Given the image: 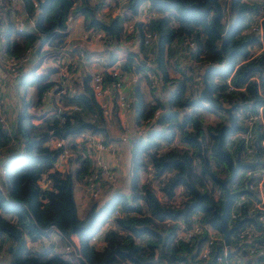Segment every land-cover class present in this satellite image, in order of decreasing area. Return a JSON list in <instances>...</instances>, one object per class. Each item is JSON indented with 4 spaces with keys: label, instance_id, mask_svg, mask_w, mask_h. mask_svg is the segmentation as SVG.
<instances>
[{
    "label": "trees",
    "instance_id": "obj_1",
    "mask_svg": "<svg viewBox=\"0 0 264 264\" xmlns=\"http://www.w3.org/2000/svg\"><path fill=\"white\" fill-rule=\"evenodd\" d=\"M143 2H147L142 7L149 15L144 21L134 20V33L132 36H124L126 39L136 36L140 42L136 50L126 52L118 68L122 75L125 72L151 69L160 84L168 86L171 91L166 93V102L153 96L146 106L137 88L133 89V95H129L133 99L130 107L136 112L135 122L150 120L147 129L153 128L158 109H169V112L158 116L159 127L145 133L146 129L129 138L131 153L128 190L113 193L101 205L90 204L84 215L79 217L76 214L72 187L74 181L84 183L85 177L90 175L86 161L77 156L68 158L69 161L80 162L81 166L74 172L52 168L61 148L51 146V138H65L81 130L103 133V137H106L105 119L86 84L89 74L81 81V90L72 95L74 105L62 111L51 108V118L48 121L34 125H30V120L22 122L23 118H35L23 105L14 119L19 135L14 137L13 146L9 145L10 136L0 123V159L12 157L5 162V176L3 181L0 180V250L1 247L4 250V255L0 253V264H227L226 257L233 254L231 248H237L236 252L240 254V246L256 243H241L235 236L241 227L248 225L254 229H264V223L256 218L259 213L248 210L254 196L248 184L254 177L244 179L242 176L245 169L264 166V149L260 144L264 135L262 125L257 120L254 121L249 129L252 138L248 142H244L242 138L232 140L233 143L227 142V137L235 131H246L243 126L237 124L232 131L224 132L222 149L231 158L236 157L240 163L246 164L237 169L234 180L227 182L232 195L225 224L232 226L239 219L242 221L229 233L228 244H225L220 230L210 220L211 208L208 207L211 206L216 211L222 208L224 190L214 177L224 179L230 173L226 158L216 149L219 126L213 129L207 127L205 136L202 121L195 113L202 99L198 96L199 91L193 95L190 88L191 83L196 86L198 81H194L195 72L190 67H187L186 72L176 62L173 65L170 62L172 50L176 45L182 47L181 52L186 57L198 62V79L201 80V73L207 67V95L215 104L224 101L234 104V111H252L264 101V50L250 56L248 48L258 38L253 32H242L241 29L251 20L249 12L254 10V15L259 11V2L124 0L122 5L134 14ZM104 3L105 0H46L42 7L37 3L38 8L35 10L32 0H21V12L26 16L36 11L32 16L33 24L18 31L10 18L5 20L4 53L15 57L30 48L27 74L17 77L18 73L13 80L19 78L23 86L35 85L37 105L39 95L43 90L52 88L53 81L49 78L51 68L40 72L35 69L43 58L53 57L61 52L65 43L66 18L71 13L79 12L82 15L83 28L102 31L105 37L101 39L102 44L106 39L119 41L122 21L127 20V16L116 14L106 18L99 17L98 11ZM14 14L19 12L15 11ZM260 24L264 35V17ZM145 32L156 34L149 44L142 42ZM186 39L194 43L192 48L187 45ZM152 47L156 54L153 65L146 60ZM202 63L203 66L199 67ZM23 69L24 66L18 71ZM171 72L175 75L171 76ZM102 75L106 86H110L116 79L106 72H102ZM227 75L229 83L234 87L230 90L225 81ZM199 86L196 87L199 89ZM187 125L191 127L190 130L183 129ZM174 129L178 131L179 141L187 147L169 146L159 149L160 141L172 140ZM108 140L105 138L104 141ZM246 147L251 148L252 152L248 153ZM243 154L250 159L247 160ZM146 166L152 169L149 181L138 183L139 173L145 171ZM42 173L46 174L48 188L42 189L37 183ZM237 175L242 178H237ZM151 180L162 193V200L156 196L150 185ZM178 186H181L180 193L184 196L182 206L168 202L176 195ZM240 194L247 199L234 205ZM138 199L145 204L146 212H143ZM117 205L126 214L113 217L114 224L104 232L103 245H93L89 241L90 237L108 220ZM191 212H198L199 221L221 235L213 242L205 259L197 256V249L206 238L203 230L186 239L175 235L174 221L188 223ZM231 212L234 213L233 217H230ZM3 213L9 214V217H5ZM53 231L64 240L65 246L71 243V236L75 237L73 245L76 251L70 250L68 258L42 250H30L25 245V237L33 242ZM224 248H229L228 254L222 256L221 262L216 261L215 257L221 256ZM259 258H264V255L258 256L257 260Z\"/></svg>",
    "mask_w": 264,
    "mask_h": 264
},
{
    "label": "built area",
    "instance_id": "obj_2",
    "mask_svg": "<svg viewBox=\"0 0 264 264\" xmlns=\"http://www.w3.org/2000/svg\"><path fill=\"white\" fill-rule=\"evenodd\" d=\"M34 9L36 10L38 0H32ZM124 0H112L113 5L116 6L118 9L119 6L122 5ZM259 2V11L252 15L251 20L248 22V24L242 26L241 31L242 32H253L257 35L258 41L251 45V49L254 50L258 47V50L256 53H259L260 51L264 50V35L262 32L261 27V20L264 17V0H258ZM106 0V4H107ZM21 0H0V34L3 35L4 32V23L6 18V13L11 14V20L16 26L18 31H22L25 25L31 26L33 24V18L31 16H26L23 12H21ZM138 13L136 15H133L135 18L128 19L122 22V35L120 37V40L123 42L127 40H131L130 38L126 39L124 36L126 34L128 36H132L131 34L134 33V20L140 19V18H146L149 13L145 11V8L139 5L137 8ZM136 10V11H137ZM15 11H18L19 14H14ZM140 19V20H142ZM26 23V24H24ZM80 35L83 39L89 40L90 42H95L97 40L104 39V34L100 30H94L92 28H86L80 31ZM156 34L153 32H145L142 38V42L144 44H149L151 40L155 38ZM105 46H113L115 43L117 44V41L113 42L110 39L104 40ZM187 45L192 48V42L187 41ZM4 40L2 41L1 47H0V67L1 69L7 72L9 76L6 78H9L13 80V78L17 75L18 70L26 64V62L29 59L30 56V48H26L24 51L21 52L19 56H8L3 51ZM63 48H61L60 56L58 57L56 61L57 70L55 72V78H54V85L50 89H45L41 92L39 95V104L41 107L38 108V112L40 111H49L52 108V97L53 96H60L63 93H65L66 85L64 84L66 80V74H65V66L72 70L76 64H78V61H76L72 55H70L68 52L65 54L62 53ZM250 56H253L252 51H248ZM82 51L78 50L77 55L81 59ZM4 56V57H3ZM3 57V58H2ZM96 61L98 58L95 59ZM80 62V60H79ZM102 72H106L110 74L111 76H115V81L110 83V86H106L104 84L103 75ZM121 71L118 67H110V66H104L100 65L97 69H94L90 73L89 78V87L92 93V96L96 103L98 104L102 114H108L111 107L115 106L120 110H127L130 108V97L129 93L126 90L127 87V81L124 80L122 77ZM10 80V81H11ZM1 82V81H0ZM226 82L229 84L228 90L233 89L234 87L229 83V76ZM201 85V80L198 79L196 86ZM107 91L112 92L113 98L112 101L111 98L109 99L107 96ZM262 96L264 98V92L262 93ZM220 99V98H219ZM222 102V101H221ZM3 105V96L0 92V107ZM37 112V114H38ZM263 112H264V101L262 104L254 107L252 111L245 112L244 113V128H246V131L238 132L240 137H235L236 135L231 134L230 138L232 140H235L237 138H242L244 142H248L251 140L252 135L249 131L251 129L254 121L260 122L262 125V129L264 130V118H263ZM247 114V116H245ZM34 115V113H33ZM35 116V115H34ZM3 118L0 116V123L1 126H4L2 124ZM51 146L53 147H59L61 148L60 152L58 153L57 157L52 163V168L60 170L58 167L63 165L65 161H69L68 158H74L79 157L80 159H84L87 163L88 170L90 171V175L88 177H85L84 183H81L82 187L87 190L88 194L91 195V197H95L99 194L98 190L101 189V185L105 183H111L117 176L116 172L117 166L115 164L111 163L107 157V153L111 152L106 150V143L103 139L99 138L98 134L92 133L88 130H81L74 135L67 136L65 138H54L50 141ZM260 144H262L264 149V135L262 136L260 140ZM246 151L248 153L252 152V149L249 147H246ZM78 158V159H79ZM151 168L150 166H146L145 171L147 172L148 176L151 174ZM62 171V170H60ZM65 171V170H64ZM241 173V172H240ZM238 173V175L240 174ZM237 175V176H238ZM242 175L244 179L247 177H254L253 181H250L248 184V188L253 192V197L249 203V212H257L259 213L256 217L259 222L264 223V166H257L254 168L245 169L242 172ZM241 176H238L239 178ZM242 178V177H241ZM37 183L40 188H48V179L46 177L45 173H42L40 175V178L37 180ZM42 185V186H41ZM216 192V191H215ZM215 195V194H214ZM247 198L244 197L243 194L238 195L236 198V202L234 205H239L241 202L246 200ZM198 213V212H197ZM234 213H230V217H233ZM188 223H185L181 220H175L176 223V233L178 236H180L183 239L188 238L190 235L197 234L201 232L202 230L206 234L205 240L199 245L197 249V256L201 259H205L208 255V252L210 250V247L212 246L213 242L220 238V234L215 231L214 229H211L208 225L203 224L199 221V216L196 214V212H191L188 215ZM235 236L238 237L243 242H252L256 241L255 244H247L246 248L243 246H240V248H244L246 250V253L249 257H255L257 258L260 255H264V229H254L251 226H243L241 227L239 232L235 233ZM258 240V241H257ZM72 250V245L67 244ZM226 249V248H224ZM74 250V249H73ZM224 253L222 252L221 256L217 255L215 257V260L218 262H221L222 256ZM256 264H264V258H259L256 261Z\"/></svg>",
    "mask_w": 264,
    "mask_h": 264
},
{
    "label": "rangeland",
    "instance_id": "obj_3",
    "mask_svg": "<svg viewBox=\"0 0 264 264\" xmlns=\"http://www.w3.org/2000/svg\"><path fill=\"white\" fill-rule=\"evenodd\" d=\"M256 1H258V0H250V2H252V3H254V2L256 3ZM107 2L108 3L106 4V0H105V3L100 8V10L109 11L111 9L113 11V10H116L117 9L116 6H115V8H113V6H112L113 5L112 0H107ZM110 4H111L112 8H110L111 6L109 7ZM122 8H123V5H121V6L118 7V9H117L119 11L118 13H120V12L122 13ZM35 12L36 11L34 10V12H32L30 14V16L31 17L34 16ZM253 12H254V10L251 11V12H249V18H250V16L252 17ZM103 14L107 15V14H109V12L103 13ZM112 15H116V14L113 13ZM11 16L12 15L10 14V17ZM67 18H66V20H67ZM25 27L28 28V26H25ZM25 27L23 28V30L25 29ZM2 41H3V38H2V35L0 34V44H2ZM86 41L90 45H95V43H96V41L95 42H90L89 40H86ZM97 41L99 42L101 40H97ZM187 41H188V39H186V42ZM101 43H102V41H101ZM98 46H100V48L96 51V55H94V61H95V63H94V69H97L100 66V64H101L100 63V61H101V57L100 56H102L101 54H104L105 53V55L107 56V52H108V54L110 52V54H109V56H110L109 57V60L111 61V64H110L111 66L110 67H115V68L118 67L119 66L118 64L121 62V60L119 61V63H114V61L117 60V58L114 55V52L115 51L112 50V48H113L114 45L113 46H111V45L104 46L103 44L102 45L100 44ZM192 46H194V43H192ZM101 48H102V50H101ZM64 49H65V47H64ZM121 49L123 51H126L127 52V51H130L131 47H130L129 44H122L121 43ZM150 50H151V52L147 53L146 60H147L148 63L151 62V65H152L155 62V60H156V54H155V48L154 47L150 48ZM181 50H182V47L177 46V45H176V48L172 50V55L170 56V62H171V64L173 65V63L176 62L177 65L180 68H183L186 72H188V68L187 67H190L195 72V73H193L194 81L195 80H198V74H199L198 69H197L198 62H192V60H190L188 57H186V54L184 52H181ZM257 50H258V47L255 48L254 50H252L251 47L248 48V51H252L253 56H255V55L258 54V53H256ZM62 53L65 54L66 51H64ZM55 56H57V54L53 56V59H54ZM80 56H81V58L83 57V52H82V54ZM72 57L74 59H77L78 58L76 55H73ZM96 58H98L97 61L95 60ZM106 60H107V58H106ZM29 62H26V64L24 65V69L23 70L17 72V74L19 73V75L17 77H21V75L27 74V71H28L27 68H28V65L30 64ZM97 63H98V65L96 66ZM202 66H203V63L201 65H199V67H202ZM36 70H37V68H36ZM65 71H66L65 74H66V77H67L69 73H68V69H67L66 66H65ZM137 73L140 74L142 82H144V84H147L148 87H149V84L147 82L148 80H150L151 83H153V84H155L157 86V84H158L157 83V78L153 74L154 72H152L151 69H148L146 72L145 71H137ZM173 75H175V74L171 72V76H173ZM229 75L226 76L225 81L228 79V76ZM7 76H9V75L4 70L3 71V77L1 78L2 84L3 83H5V84L6 83H10L12 81L11 79L6 78ZM64 84L65 85L67 84L66 83V80H65ZM200 86H199V89H200ZM13 87H14L15 91L17 92V94L20 95L21 94V85H20V79L19 78H16L13 81ZM190 88H191V91H192V94L193 95H195L197 93V91H199L198 87L194 86V84H192V83H191V87ZM153 89H155V86H154V88H152V90ZM156 93H157L156 90H155L154 93L152 91L151 92V96H155ZM111 95H112V92L107 91V96H108L109 99L111 98ZM28 99H29V102L27 103V105H29V107H28L29 109L28 110H30L34 114H36L38 112V108L41 107V105H37L35 103L36 98H34V97H33L32 100L30 98H28ZM150 99H152V98H148V100H150ZM22 100H23V98H22ZM132 100L133 99L130 98V101L131 102H132ZM217 100L220 101L219 99H217ZM14 101L17 104L19 103L17 99H14ZM30 102H31V104H30ZM144 103H145V106H146L149 102H144ZM218 105H221V106H229L230 104H228L227 102H224V101H222V102L220 101V104H218ZM111 109H112V107L110 108V110H109L108 113H110ZM44 112L46 113V112H49V111H44ZM122 112L126 113V110H123ZM245 112H247V110H243V109L242 110H239L238 109L237 111L236 110L234 111V109H233V114H234L235 122L239 126H244L243 122L245 123V120H244V113ZM195 113H196V115L199 116V118L202 121L201 122V126H202V129L204 130L205 136L207 134V127H210L211 129H213L215 126H219L220 124L227 123L226 113L224 111H221V109H219L217 107H210L208 105V103L204 99H202L200 101V106L195 109ZM39 116H41V115H39ZM104 117L106 118L107 117V114H104ZM50 118L51 117H48L47 121ZM22 122H24V121H22ZM31 122L32 123L30 125H34L36 123H39V122H34V121H31ZM149 123H150V121L147 122V120L139 121V123H135V125H134L135 134L144 132L147 129V125ZM105 127L110 132H111V128H112V130H115V131H113L114 132L113 133L114 135L112 133H108L106 131V137L105 138L109 139V141L110 140L115 141V140H118L117 138H119V137H117V134H120L121 141L122 140H125L127 142V149H129V152H130V147H129L130 142L128 141L129 139L127 140V137H126V134H125V130H124V127L125 126L122 127L119 124H115V125L112 124V125L109 126L110 128H107V126H105ZM189 128H191V127H189V125H187L183 129H189ZM3 130L9 134L10 137H9L8 142H9V145L10 146H13L14 145V137H17L19 135V132L16 131V128L14 126V120L12 121V124L11 125H5V127L3 128ZM97 134L99 135V138L105 140V138L103 137L104 136L103 133H97ZM236 134H239V133L237 131H235L233 133V135H236ZM230 136H231V134L227 137V140H228L227 142L228 143H233V141L230 138ZM235 137H240V135H236ZM51 139H54V138H51ZM171 139L172 140L170 142L169 141H166V140L160 141V143H159V149H163V148H166V147H169V146H176V147H180V148L187 147L185 144H182L179 141L180 139H179V135H178L177 129H174V133L172 134V138ZM205 139L208 142L207 137ZM49 143H50V141H49ZM105 143H106V150L111 151V152H108L107 153V157H108L109 161L111 163L115 164V166H117L118 172H116V175H115L117 177L111 183L102 184L101 185V189L98 190L99 194L97 196H95V197H91V195L88 194V192L85 189V187L83 188L80 185H75V182H77V181H74V184L73 185H75V186L72 187V192H73L74 189H78L79 188L84 193V195H85L84 198L81 199V198H79V195H80V192L79 191H74L73 192V195H74L73 196V199H74L75 206H76L75 209H77L76 210V212H77L76 214H78L79 217H81V216L84 215L86 209L88 208V206L90 204L94 203V204H96V206L101 205L102 202L104 200H106L110 195H112L115 192L121 191L124 188V185L123 184H120V178H119V181H118L117 178L118 177H121V176H124L125 173H126L125 172V168H126V162L128 160V157L127 156L129 155V152H128V150L123 151V152H118V149L119 148L116 149L115 146L111 145L112 143H108V141H106ZM115 152H116V154H117V156L119 158L118 159V164H116L114 162V159H113ZM243 156L247 160L250 159V157L249 156H245V154H243ZM234 159H235V157H232L231 158L233 164H234ZM80 166L81 165H80V162L79 161H77V162L76 161H65L63 163V165L59 166L58 168L60 170H62V171L67 170V171L74 172V170L75 169H78ZM128 167H129V163H128ZM126 178H128L127 175H126ZM148 178H149V176H148L147 172H144L142 170L139 173V182L138 183H142V182L149 181ZM0 180L3 181V177L0 176ZM116 180L118 182H115ZM150 185L154 189V192H155L156 196L160 200H162L163 199L162 193L158 190V187H157L156 183L153 180H151L150 181ZM1 186H2V183H1ZM175 192H176V195L174 197L170 198V200H168V202L172 203L173 205L182 206L183 201H184V196H183L182 193H180L181 192V186H178L176 188ZM213 194H215V193H213ZM137 201L141 204L142 209H144L143 212H146L145 204L142 202V200L138 199ZM83 203H84V206H83ZM128 213L129 214H132V211H129ZM125 214H126V212L122 211L119 208V206L117 205L112 210L111 216L108 218V220H106L105 223L102 224L103 229H101V227H100L94 234H92V236L90 237L89 241L93 245H95L97 247H100L101 245H103L104 244V240H103L104 232H105V230L107 228L111 227L114 224L113 223V217L114 216H121V215H125ZM196 214L198 216H200L199 213L196 212ZM4 216L5 217H9V214H4ZM175 235L177 237H179L176 233H175ZM140 240H143V239H140ZM63 242H64V240L63 239L61 240V237L58 236V234L55 233V231H53V232L49 233L46 238H44V241L43 242H41V240H38L36 242V244H39V245H36L37 246L36 248H38V250L41 249L42 251H45V252H47L49 254L56 253V254H60V256H62L63 258H68V256L70 255L71 251H70V248H69L68 245L65 246V242H64V245H63ZM70 242H71L72 248L76 251L75 246L73 245V242L72 241H70ZM48 244H49V246H48ZM0 253H1V255H4V250H3L2 247H1ZM3 260H4V258H2V261Z\"/></svg>",
    "mask_w": 264,
    "mask_h": 264
},
{
    "label": "crops",
    "instance_id": "obj_4",
    "mask_svg": "<svg viewBox=\"0 0 264 264\" xmlns=\"http://www.w3.org/2000/svg\"><path fill=\"white\" fill-rule=\"evenodd\" d=\"M146 3L147 2H143L140 5L146 6ZM110 6H111V4L109 5V7ZM112 6H113V8H115V5H112ZM112 6L110 8H112ZM107 12H109V14H107V15L103 14V13H107ZM118 12L119 11L117 9L113 10V11L111 9L109 11L99 10L98 16L101 18H106L108 16H114V15H112L114 13V14H118V15L127 16V20H128V19L135 18L133 15H136L138 13V10H137V13L135 12L134 14H131L127 9H124V8H122V13L121 12L118 13ZM7 13H6V18H7V20H10L11 19L10 13L9 14H7ZM140 19H142V18H140ZM140 19H138V20H140ZM144 19L145 18H143L142 20L144 21ZM82 22H83V18L79 12L71 13L66 20V36L64 39L65 43L63 45V52L64 51L69 52L73 56V55H77V51L80 50L83 52V57L80 59V57L77 56L78 58L75 60L78 61V64H76V66L72 70L67 68L69 74L66 78L67 84H66L65 94H63L61 96L52 97V99H51L52 100V108L55 109L56 111L68 110L74 105V103H73L74 101L72 100V95L78 93L81 90V87H82L81 81L83 80V78H85V76H87L88 74L90 75V73L93 71L94 63H95L94 55H96V51L100 48V46H98V45H100V44L102 45L101 41H99V42L96 41L95 45H90L86 40H84L81 37L80 31L83 29H86V28H83ZM122 22H124V21H122ZM5 28H6V26L4 27V29ZM25 29H27V27H25ZM2 38H3V35H2ZM3 40H4V38H3ZM139 42H140V40L136 36L135 37L133 36L131 38V40H127L125 42H123L122 40L119 39V41L117 42L118 44L115 43L113 48H112V50L115 51L114 55L117 58V60H115L114 63H119L120 60L122 62L124 57H125L126 51H123L121 49V43L122 44H129L131 47L130 51H132V50L137 49V44ZM175 43H177V42L175 41ZM183 43H184V41H183ZM0 47H1V44H0ZM64 47H65V49H64ZM101 50H102V48H101ZM109 54H110V52H109ZM109 54H108V52H107V56L105 55V53L101 54L102 56H100L101 57V61H100L101 64L100 65L111 66L110 65L111 61L109 60V57H110ZM59 55H60V52L57 56L54 57V59H53V57H49V56L43 58L40 61L39 65L37 66V70L36 69L35 70L40 72V71H43L44 69L51 68L50 69L51 73L49 74V78L53 81L55 78V75H56L55 72L57 70L56 61H57V57ZM106 58H107V60H106ZM79 60H80V62H79ZM121 62L119 64H121ZM192 62H197V61L192 60ZM97 65H98V63L96 64V66ZM24 76H25V74L22 75V77H24ZM2 77H3V71L0 68V81H1L0 82V92L3 96V105H2V107H0V116L3 118L2 124H4V126H1V127L4 128L5 125H7V122H8V125L12 124V121L15 119V116L21 112L23 105H25V107H26L25 110L27 112H31L33 114L32 111L28 110L29 105H27V103L29 102L28 98H30L31 100L33 99V97L36 98V90H35L34 84L23 86V83L21 80L20 81L21 94L18 95L17 92L15 91L14 87H13V81L14 80L11 81L10 83H6V84L3 83L2 84V80H1ZM122 77L124 78L125 81H127V87H126L127 92L129 94H132L133 89L137 88V90L142 95L143 104H144V102H150L151 99L148 100V98L153 97V96H151V92L153 91V93H154L155 90L157 91V93L155 94V97H157V99H162L165 101L166 93H167L166 89L168 88V86L163 87L158 80H157L158 84L156 86L155 84L151 83L150 80L147 79L148 80L147 82L149 84V87H148L147 84H144V82H142L141 76L139 73H137V71L136 72H125V74H123ZM86 84L89 85L88 80H87ZM53 85H54V81H53L52 87H53ZM154 86H155V89L152 90V88H154ZM22 98H23V100H22ZM112 98H113V94L111 95L110 101H112ZM14 99H17L19 103L17 104L14 101ZM30 104H31V102H30ZM164 110H166V109H164V108L158 109L155 112L156 115L154 116V118L156 119V117H158L161 113L165 112ZM122 111L123 110H120V109L116 108L115 106H113L110 113L107 114V117L105 118L104 115H103V117L105 119V124H106L107 128H110L109 126L112 124H114V125L119 124L122 127L125 126L124 130H125V134H126V137L128 140L129 138L131 139V137L134 136V134H135L134 125L136 123L135 122L136 121V119H135L136 112H135L133 107H130L128 110H126V113H124L125 111L124 112H122ZM49 112L45 113L44 111H41V112L39 111L38 114L37 113L34 114L35 118H29V119L23 118L22 121H29L30 120V121H34V122H45V121H47L48 117H51L49 115ZM39 115H41V116H39ZM87 117H89V116H87ZM155 119L153 120V128H156V126L159 127L158 124L155 122ZM106 131L108 133L113 134L114 133L113 131H115V130H112V128H111V132L108 129H106ZM117 137H119V138H117L118 140H115V141H113V140L109 141L108 140V143H112L111 145L115 146L116 149L119 148L118 152H123L126 150H128V152H129V149H127V142L125 140L121 141L120 134H117ZM127 157H128V160L126 162V168H125L126 173L124 176L117 178L118 181L120 178V184L124 185L123 190H125V191L128 190V188H129V181L128 180H130L129 179L130 176L128 174V163H129V159H130V152H129V155ZM10 158H12V157L10 156V157H6L4 159L3 158L0 159V176L3 178L5 176V170H6L5 162H7V160H9ZM113 159H114V162L116 164H118L119 158H118L116 152L114 154ZM126 175L128 178H126ZM118 181L116 180L115 182H118ZM75 185H80L82 187L81 183H79L78 181L75 182ZM75 185H73V187ZM74 191H79L80 192L79 198H81V199L84 198L85 195L79 188L74 189L73 192ZM83 206H84V203H83ZM4 214H6V213H3V215ZM101 229H103V226H101ZM46 237H47V235H46ZM46 237H42L41 239H38V240H41V242H43L44 238H46ZM70 239L72 242L75 241L74 236H71ZM38 240L31 242V241H28L27 238L25 237V245L30 250H38V248H36L37 247L36 245H39V244H36V242ZM61 240H62V238H61ZM63 245H64V242H63ZM48 246H49V244H48ZM244 248H246V246ZM244 248H240V247L238 248V250L240 251V254L236 252L237 248H235V249L231 248V250L233 251V254H230L228 257H226V258H228V259H226V263L227 264H256L257 258L249 257ZM39 250H41V249H39ZM241 251H244V253L242 254ZM223 253H225L224 255H227L228 254L227 249H223Z\"/></svg>",
    "mask_w": 264,
    "mask_h": 264
},
{
    "label": "water",
    "instance_id": "obj_5",
    "mask_svg": "<svg viewBox=\"0 0 264 264\" xmlns=\"http://www.w3.org/2000/svg\"><path fill=\"white\" fill-rule=\"evenodd\" d=\"M45 2H46V0L38 1V6L42 7ZM206 69H207V67H205L203 69L202 73H201L202 86L199 89L198 96H199V98L204 99L208 104H212L215 107L221 109V111H224L226 113L227 123L220 124L219 128H218V132L216 133V137H217L216 149L218 150V152H220L226 158V161H227V164H228L229 170H230L229 175L226 178H224V179H218V178L214 177L216 182H218V184L224 190V198H223L222 208L219 211H216L211 206H208V207L211 208L210 220L220 230L225 244H228V235H229V233L233 229H235V228H237L239 226V224L241 223L242 219H239L232 226H226V224H225V220H226V216H227L228 204H229V202L231 200V195H232V192L229 191V189L227 187V182H229V181H231L233 179V177H234V175H235V173H236V171H237V169L239 167H243L246 164L240 163L239 160L236 157L234 159V164H233L229 154L224 149H222V147H221L223 139H224V132L225 131H232L237 126V124L235 122V119H234V114H233V107L235 105L234 104H230L229 106L217 105V104H215L213 102V100L211 98L208 97V95H207L208 82H207V80L205 78ZM166 91L170 92L171 89L167 88ZM164 102H166V101H164ZM165 112L166 113L169 112V109H166ZM155 122L159 123V117H156ZM153 129L154 128H149V129L146 130L145 133L150 132ZM161 129H163V128H161ZM139 137H141V135H139ZM228 249L229 248H227V252H228Z\"/></svg>",
    "mask_w": 264,
    "mask_h": 264
}]
</instances>
